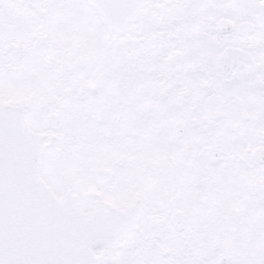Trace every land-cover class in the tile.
I'll use <instances>...</instances> for the list:
<instances>
[{
  "label": "snow or ice",
  "instance_id": "snow-or-ice-1",
  "mask_svg": "<svg viewBox=\"0 0 264 264\" xmlns=\"http://www.w3.org/2000/svg\"><path fill=\"white\" fill-rule=\"evenodd\" d=\"M0 264H264V0H0Z\"/></svg>",
  "mask_w": 264,
  "mask_h": 264
}]
</instances>
